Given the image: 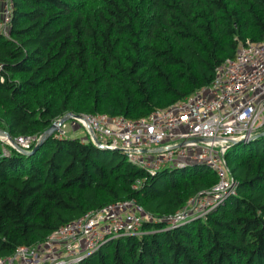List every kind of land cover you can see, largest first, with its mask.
Wrapping results in <instances>:
<instances>
[{
    "label": "trees",
    "instance_id": "1",
    "mask_svg": "<svg viewBox=\"0 0 264 264\" xmlns=\"http://www.w3.org/2000/svg\"><path fill=\"white\" fill-rule=\"evenodd\" d=\"M8 3L0 130L12 137L43 134L70 114L146 116L211 83L239 46L264 41V0ZM56 134L27 152L0 140V257L87 212L133 200L153 217L143 233L106 241L77 264H264V131L224 154L235 193L205 218L174 227L164 219L217 182L211 169L150 174L118 150Z\"/></svg>",
    "mask_w": 264,
    "mask_h": 264
},
{
    "label": "built area",
    "instance_id": "2",
    "mask_svg": "<svg viewBox=\"0 0 264 264\" xmlns=\"http://www.w3.org/2000/svg\"><path fill=\"white\" fill-rule=\"evenodd\" d=\"M10 13L6 1L0 12V33L5 36ZM67 117L63 124H57L61 118L53 122L57 124V136L70 131L72 136L98 147L118 150L150 174L174 167L207 166L217 182L207 192L189 197L164 222L166 227H174L205 218L226 196L235 193L224 157L228 147L238 139L248 141L264 124V41L239 46L233 58L216 68L211 83L146 116L130 119L79 113ZM78 129L85 136H79ZM42 136L12 137L2 132L0 140L18 152H27ZM145 219L153 217L135 201L112 202L59 226L37 245L16 247L12 254L0 257V264H77L106 241L142 234Z\"/></svg>",
    "mask_w": 264,
    "mask_h": 264
},
{
    "label": "water",
    "instance_id": "3",
    "mask_svg": "<svg viewBox=\"0 0 264 264\" xmlns=\"http://www.w3.org/2000/svg\"><path fill=\"white\" fill-rule=\"evenodd\" d=\"M68 119V117H62L57 124H63L66 120ZM57 124L52 123L44 132H43V136L42 139L33 147L32 151L35 150L39 144L42 142V140L47 136L52 134L53 132H55L57 130ZM0 133H2V131H0ZM238 141H244L242 139H238L237 141H234V143L238 142Z\"/></svg>",
    "mask_w": 264,
    "mask_h": 264
},
{
    "label": "rangeland",
    "instance_id": "4",
    "mask_svg": "<svg viewBox=\"0 0 264 264\" xmlns=\"http://www.w3.org/2000/svg\"><path fill=\"white\" fill-rule=\"evenodd\" d=\"M6 1H9V0H0V12H1V9L3 8V5H4V3L6 2ZM8 4H10V3H8ZM66 128L69 130V125L67 124L66 125ZM0 131H2V130H0ZM262 131H264V124H262L258 129H257V133L259 132H262ZM78 132V135L79 136H85V132L83 131V130H81V129H78L77 131H76V133ZM71 135V133H70V131H68V133L66 134V136H70ZM42 139V138H41ZM40 139V140H41ZM226 160V159H225ZM227 163V162H226ZM211 212V211H210ZM209 212V213H210ZM208 213V214H209ZM207 214V215H208Z\"/></svg>",
    "mask_w": 264,
    "mask_h": 264
}]
</instances>
